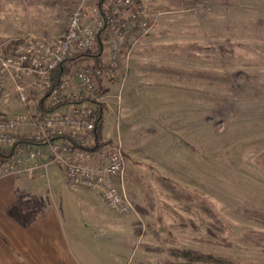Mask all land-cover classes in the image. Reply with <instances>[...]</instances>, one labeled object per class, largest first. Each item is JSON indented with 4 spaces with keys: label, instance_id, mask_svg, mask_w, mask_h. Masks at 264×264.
Listing matches in <instances>:
<instances>
[{
    "label": "rangeland",
    "instance_id": "1",
    "mask_svg": "<svg viewBox=\"0 0 264 264\" xmlns=\"http://www.w3.org/2000/svg\"><path fill=\"white\" fill-rule=\"evenodd\" d=\"M106 2L0 0V48L56 37ZM117 23L124 55L99 79L87 148L100 164L122 147L132 207L87 188L109 212L104 264H264V0H135ZM32 92L23 113L39 107Z\"/></svg>",
    "mask_w": 264,
    "mask_h": 264
},
{
    "label": "built area",
    "instance_id": "2",
    "mask_svg": "<svg viewBox=\"0 0 264 264\" xmlns=\"http://www.w3.org/2000/svg\"><path fill=\"white\" fill-rule=\"evenodd\" d=\"M134 2L107 0L92 9L90 23L84 22L77 8L58 36H26L0 48V102L6 97L9 80L18 99L27 106L26 86L44 100L42 108L27 109L22 114L0 113V150L10 148L5 172L32 174L40 167L60 165L69 183L95 191L111 210L126 213L131 209V199L119 181L126 162L122 147L115 145L105 162L95 164L87 145L96 124L93 103L100 99L99 79L124 55L117 12ZM102 31L107 38L99 64L71 65L53 85L51 71L67 56L93 49ZM22 125L29 127L25 136L41 143L16 145L17 130ZM38 158L43 162L38 163Z\"/></svg>",
    "mask_w": 264,
    "mask_h": 264
},
{
    "label": "crops",
    "instance_id": "3",
    "mask_svg": "<svg viewBox=\"0 0 264 264\" xmlns=\"http://www.w3.org/2000/svg\"><path fill=\"white\" fill-rule=\"evenodd\" d=\"M83 19L90 23L91 15ZM31 91L26 86L28 105L33 103ZM40 99L39 106H44ZM25 107L9 80L1 112L22 114ZM18 129L28 131L29 127ZM6 160L0 159V264H104L105 259L111 260L109 212L103 213L102 206L94 203L97 193L68 183L60 165L40 167L32 174L8 173L3 170Z\"/></svg>",
    "mask_w": 264,
    "mask_h": 264
},
{
    "label": "trees",
    "instance_id": "4",
    "mask_svg": "<svg viewBox=\"0 0 264 264\" xmlns=\"http://www.w3.org/2000/svg\"><path fill=\"white\" fill-rule=\"evenodd\" d=\"M106 33L102 31L96 38L95 44L93 46V49L83 52V53H73L72 55H69L65 58V60L59 64L57 67H55L51 71V76H52V84L55 85L58 80L61 78L62 75H64L68 70L69 67L71 66L72 62L78 61L80 59H89L92 60L93 66H96L99 64V59L101 55V51L103 48V40L106 39ZM99 93V91H98ZM95 108L94 112H96V124L94 128V135L96 137V140L100 138V130H101V125H102V104H100L99 101L95 102ZM43 105L40 104L39 108H42ZM41 143V141H37L33 137H28L25 135H20L18 137V141L16 145H31V144H38ZM98 141H95V144L92 146V148L97 146ZM10 156V153H7L3 150H0V159L5 160ZM189 254V253H187ZM206 258H211V256H206Z\"/></svg>",
    "mask_w": 264,
    "mask_h": 264
}]
</instances>
